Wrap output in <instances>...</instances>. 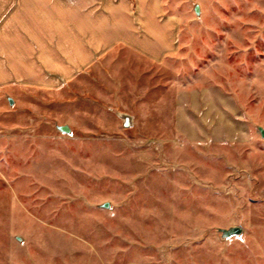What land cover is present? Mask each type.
Listing matches in <instances>:
<instances>
[{
    "label": "rangeland",
    "instance_id": "obj_1",
    "mask_svg": "<svg viewBox=\"0 0 264 264\" xmlns=\"http://www.w3.org/2000/svg\"><path fill=\"white\" fill-rule=\"evenodd\" d=\"M162 1L160 63H24L2 32L0 264H264V0Z\"/></svg>",
    "mask_w": 264,
    "mask_h": 264
},
{
    "label": "crops",
    "instance_id": "obj_2",
    "mask_svg": "<svg viewBox=\"0 0 264 264\" xmlns=\"http://www.w3.org/2000/svg\"><path fill=\"white\" fill-rule=\"evenodd\" d=\"M24 1L16 7L7 5L0 28L1 34L11 30L23 33L22 47L30 49L22 53L24 63L45 56L58 59L57 63L64 57L65 62L90 64L110 56L112 50L130 49L141 62L154 64L175 48L174 17L166 12L162 0ZM1 37L0 63L15 62L11 50L3 51L9 46L13 49V41L8 34L6 39L3 34ZM5 72L0 81H6L5 76L13 79L8 69ZM6 84L0 82V89Z\"/></svg>",
    "mask_w": 264,
    "mask_h": 264
},
{
    "label": "water",
    "instance_id": "obj_3",
    "mask_svg": "<svg viewBox=\"0 0 264 264\" xmlns=\"http://www.w3.org/2000/svg\"><path fill=\"white\" fill-rule=\"evenodd\" d=\"M125 126L128 127L129 126V119L126 118V123H125ZM64 131L65 132H69V129L68 128H64ZM263 136H264V132H263ZM242 229L241 228H233L231 230H228V231H222L223 233V238L225 239H228V238H231L233 236H239L242 234Z\"/></svg>",
    "mask_w": 264,
    "mask_h": 264
}]
</instances>
